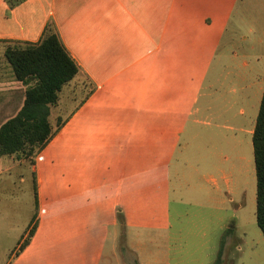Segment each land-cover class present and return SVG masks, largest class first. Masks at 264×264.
<instances>
[{
    "label": "crops",
    "instance_id": "obj_1",
    "mask_svg": "<svg viewBox=\"0 0 264 264\" xmlns=\"http://www.w3.org/2000/svg\"><path fill=\"white\" fill-rule=\"evenodd\" d=\"M214 2L217 0H198L199 5L191 7L184 3L176 8L180 14L175 15L176 0H28L9 9L8 16L7 3L0 0V39L37 41L52 18L82 68L71 82L87 78L93 88L35 156L32 169L36 173L37 199L43 182L41 164L46 162L43 167L49 166L45 171L57 188L107 192L112 181L108 172L118 163L110 158L113 148L126 153L125 161L119 162L121 178L127 164L136 163L138 156L146 153L149 179L160 173L170 175L176 161L196 172L202 170L211 197L221 192L222 185L230 193L246 188L239 177L246 158L242 153L243 139L236 131H229L249 134L252 144L264 84L252 100L251 92L246 90L248 85L240 92L233 89L227 97L214 88L216 82L209 79L212 65L226 35L235 0L223 6H215ZM217 100H223L220 112L215 110ZM237 104L240 108L235 111ZM202 114L223 117L224 122L210 125L227 132L222 133L221 143L198 132L190 135L188 141L201 137L210 143L201 148L203 152L196 150L194 159L186 158L180 147L187 122L209 124L200 119ZM137 124H142L143 129L133 135ZM59 146L69 151H61ZM74 148H79L76 154L81 160L94 159L96 167H92V161L83 162L77 170L75 153L70 152ZM48 149L49 162L48 158L41 160ZM224 151L228 154L224 155ZM91 172L96 175L93 177ZM175 173L179 176V171ZM190 177L184 180L188 185ZM83 202L91 203L87 196ZM80 259L85 264V255Z\"/></svg>",
    "mask_w": 264,
    "mask_h": 264
},
{
    "label": "rangeland",
    "instance_id": "obj_2",
    "mask_svg": "<svg viewBox=\"0 0 264 264\" xmlns=\"http://www.w3.org/2000/svg\"><path fill=\"white\" fill-rule=\"evenodd\" d=\"M25 1L28 0L13 7L7 3V15H10L9 9ZM226 1L217 0L214 5L223 6ZM184 3L189 7L199 5L198 0H176L175 15L180 14V9L176 12V8ZM234 5L209 79L216 82L214 88H219L218 93L226 97L233 89L240 92L248 85L246 90L251 92L252 100L257 98L259 87L264 84V0H235ZM3 48L4 43L0 42V124L19 109L25 89L15 79ZM233 53L236 56L233 57ZM91 87L87 78L64 86L57 104L51 106L49 119L54 128L57 118L66 121ZM216 104L215 110L220 112L223 100H217ZM239 108L240 104L234 106L235 111ZM133 117L137 119L136 114ZM200 119L209 124L187 122L180 147L186 158L194 159V155L203 152L201 148L210 143L201 137L188 141L190 135L198 132L221 143L222 133L227 132L210 125L224 122L219 115L218 118L203 115ZM142 129L140 124L133 135ZM235 131L244 144L242 153L246 158L239 177L246 188L230 193L222 185L221 192L212 197L203 181L202 170L196 172L183 162L173 161L171 176L160 173L155 179L152 176L149 179L146 153L138 156L136 163L127 164L121 178L119 162L125 161L126 153L113 148L110 158L118 163L108 172L112 181L107 192L84 193L79 189L72 192L67 187L57 188L45 171L49 166L43 167L46 162L41 164L43 182L36 203V173L30 160L15 154L0 156V264H51V259L56 264L57 257V264H84L80 259L83 255L85 264H213L221 239L224 241L222 264H264V235L255 216L252 144L249 134L235 129L229 132ZM59 148L69 151L64 146ZM50 149L41 160L48 158L49 162ZM78 151L79 148L70 150L75 153L77 170L83 162L92 161V167H96L92 158L81 160L76 154ZM81 175L84 178L85 173ZM91 175L94 177L96 172ZM188 176H191L190 185L184 182ZM86 196L91 203L83 202ZM33 220L38 226L36 234L28 246L20 249Z\"/></svg>",
    "mask_w": 264,
    "mask_h": 264
},
{
    "label": "trees",
    "instance_id": "obj_3",
    "mask_svg": "<svg viewBox=\"0 0 264 264\" xmlns=\"http://www.w3.org/2000/svg\"><path fill=\"white\" fill-rule=\"evenodd\" d=\"M9 7L22 0H4ZM3 54L17 81L25 86L22 103L16 113L0 124V156L17 155L34 163L35 156L47 145L65 121L57 118L56 128L50 122L51 106L57 104L65 85L82 68L64 44L55 22L49 18L37 41L0 39ZM93 88L89 89V93ZM256 177L257 225L264 235V89L252 134ZM35 187V201L37 193ZM36 229L33 220L27 238L19 245L24 248ZM224 241L221 239L213 264H222Z\"/></svg>",
    "mask_w": 264,
    "mask_h": 264
}]
</instances>
